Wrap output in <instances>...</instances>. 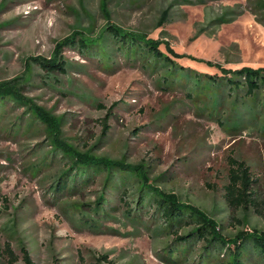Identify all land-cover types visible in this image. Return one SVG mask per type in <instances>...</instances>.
Instances as JSON below:
<instances>
[{
	"label": "rangeland",
	"instance_id": "rangeland-1",
	"mask_svg": "<svg viewBox=\"0 0 264 264\" xmlns=\"http://www.w3.org/2000/svg\"><path fill=\"white\" fill-rule=\"evenodd\" d=\"M247 1L0 0V83L58 120L59 140L75 152L136 167L147 185L195 206L229 238L261 231L264 90L254 99L213 85L194 89L193 80L178 76L162 83L161 65L146 68L127 59L105 33L114 26L158 41L191 76L263 68L264 9L258 10L259 23L245 10ZM237 5L244 12L233 22L210 24ZM83 37L101 38L105 48L92 47L94 55L87 58L62 47L66 74H48L35 61L50 62L57 44ZM28 113L23 105L0 107V264H7L6 243L18 257L15 264H23L21 246L33 264H168L160 256L169 254L177 227L161 230L145 213L136 215L140 182L90 172L73 190L68 182L65 190L53 191L70 160L66 152H52L51 134ZM232 160L249 169L254 206L237 207L226 199ZM100 198L105 204L97 214L92 209ZM190 228L183 226L177 235ZM202 245L172 258L176 264H217L222 254L199 259ZM246 264H258L256 257Z\"/></svg>",
	"mask_w": 264,
	"mask_h": 264
},
{
	"label": "trees",
	"instance_id": "trees-1",
	"mask_svg": "<svg viewBox=\"0 0 264 264\" xmlns=\"http://www.w3.org/2000/svg\"><path fill=\"white\" fill-rule=\"evenodd\" d=\"M202 1V0H198ZM248 10L255 18L256 21L261 23L263 15H259L258 10L264 9V4L261 1L248 0ZM260 4V5H259ZM263 11V10H262ZM244 12L242 6L237 5L232 8H225L223 12L211 21V25L218 27L223 24H229L233 22L237 17L241 16ZM105 33L110 37V45L115 48L116 51L122 53L127 59L132 58L138 60L142 66L148 68H156L161 65L166 71V76L162 77V83L169 84L170 79L178 76L180 79H191L194 81V89L202 87L215 86L217 89L227 88L229 93L231 91H241L245 97H252L256 99V95L264 90V67L253 69L250 67H242L236 70L221 69L218 68L222 76H209L206 74H195L191 76L188 74L189 70L182 66L176 65L167 54L163 53L159 46L158 41L151 39H145L137 34L123 32L117 27L108 26L105 28ZM102 42L101 44H99ZM109 45V43L107 44ZM64 46L69 48H76L79 53L83 54L87 58L94 55L92 47L101 48L103 51L104 40L98 39H85L83 38H70L64 40L62 43L57 44L54 54V59L50 62L44 60H35L38 62L39 67L46 71V73H59L66 74L68 64L63 60L60 55V49ZM100 46V47H98ZM165 49L168 53L174 57L178 55L173 53L169 46L165 44ZM96 51V49H95ZM98 53V51H97ZM208 66H214L211 63H206ZM215 67V66H214ZM20 93L8 83H0V107L4 104L13 103L16 105H23L29 109V117H31L39 125L45 126L48 132L51 134V141L53 144V153L56 149L62 151L59 155L64 154L63 157L69 158L67 166L69 168L62 172L58 179L54 182L53 191H58L67 188L68 182H71L70 189L76 188L81 177L87 178L89 173L96 174L99 172H105L107 178H111L114 174H120L121 179L133 178L136 182H140L139 185V199L136 203L135 210H139L137 216L145 213L148 217L152 218L154 222L159 225L161 230H176L173 247L169 248L167 255L160 256V259L168 264H176V260L172 258L173 253L185 254L191 247L197 242H202V250L200 258L210 257L211 254L219 256L222 254V258L217 264H246L249 258L256 257L258 264H264V230L253 229L251 231H241L236 233L235 236L229 238L223 235L220 231L219 225L206 216L201 210L190 204L181 203L172 194L165 193L155 187L147 185V179L143 172L136 169V167L125 166L118 162L108 161L102 158H96L89 153H77L71 148L65 146L62 141L59 140L60 124L59 121L52 117L49 113L45 112L42 108L36 107L29 99L22 98ZM218 96H214V105H218ZM261 103L262 110H264V96ZM108 112H110L108 110ZM264 113V111H263ZM103 128L106 129V118L102 121ZM51 152V153H52ZM235 168L230 170L229 183L226 186V199L231 205L237 207L248 208L254 206L255 201L253 196V180L250 176L249 169L242 162L231 161ZM90 174V175H91ZM66 186V187H65ZM125 194L123 191L121 194ZM123 198V197H122ZM144 205L143 201H146ZM105 201L100 198L92 209L98 214L103 210ZM125 205H127L125 203ZM151 208V210H148ZM128 209L127 212H130ZM151 212V213H150ZM84 218V217H83ZM82 218V219H83ZM84 221V220H83ZM86 221V220H85ZM183 226H190L191 228L183 235H177L178 229ZM179 250V251H177ZM21 260L23 264H33L28 250L21 246L19 248ZM4 257L7 259V264H15L18 257L12 251L8 243L5 244ZM204 256V257H203ZM184 260H186L184 258ZM54 264H58L55 262Z\"/></svg>",
	"mask_w": 264,
	"mask_h": 264
}]
</instances>
